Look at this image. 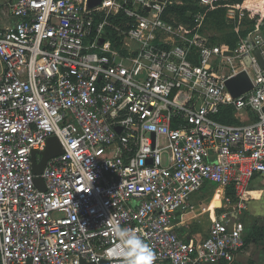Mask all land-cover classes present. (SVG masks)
Wrapping results in <instances>:
<instances>
[{
    "label": "built area",
    "instance_id": "obj_1",
    "mask_svg": "<svg viewBox=\"0 0 264 264\" xmlns=\"http://www.w3.org/2000/svg\"><path fill=\"white\" fill-rule=\"evenodd\" d=\"M98 1L106 17L83 0H0L1 264H119L117 228L148 243L154 264L233 263L245 195L264 175V26L233 50L200 34L169 45L157 33L171 32L175 0ZM192 1L202 24L227 0ZM107 28L135 48L111 52ZM242 72L253 89L234 98L227 83ZM225 107L240 124L216 119ZM52 137L63 154L36 175L33 153L39 163ZM208 184L238 201L226 196L193 242L178 229Z\"/></svg>",
    "mask_w": 264,
    "mask_h": 264
},
{
    "label": "rangeland",
    "instance_id": "obj_2",
    "mask_svg": "<svg viewBox=\"0 0 264 264\" xmlns=\"http://www.w3.org/2000/svg\"><path fill=\"white\" fill-rule=\"evenodd\" d=\"M83 1L88 10L96 11L98 9L97 11H99L98 13L101 18L106 17L107 13L109 12V8L103 7L104 2H100L98 0H83ZM244 1L254 2L256 0H244ZM174 2L175 3L173 6L175 5L184 6L188 4L187 2H183L181 0H175ZM173 6H169L168 10L164 14V21L169 27L172 28V30L168 34L164 32L157 33V39L159 41H163L171 45L174 43H179L183 36L186 38H191L196 34H200L205 37H208L209 39H211L212 42L219 45L220 47L227 48L225 46V42H223L224 39L223 33L218 32L217 30H210L208 28H205L204 26L205 16L202 24L196 23L195 20L192 18L194 24L197 25V28L195 29L194 24H191L188 21H186V19L183 16H180L176 13H172L169 11V9ZM230 6H231L230 10L227 12L225 17L226 24L229 27L227 33L234 32L238 36H241V32H245L255 27L254 23L256 22V18H257L256 12H250V10L246 9L245 6H241L236 2H232ZM109 18L110 19L116 18L114 16V12L110 14ZM3 19L5 24L7 25L12 24L11 19L7 18L6 16H4ZM113 35L114 34L112 32L108 34V38L111 41V46L109 48L111 52L125 55L128 53V51L133 50L135 48L134 46H130V45L128 46L125 43L122 44L115 43L114 39L112 38ZM214 38H216L217 41H213ZM256 196H257L256 194H253V197ZM194 197H197L204 202V209L198 212V214L200 215L202 214L204 216H202V218H198L194 220L191 226L192 227L191 229H193L194 231L193 232L194 236L198 237L200 233L206 232L210 228L215 218L214 216L219 212L220 209H222L223 205L225 204L226 192L223 188L219 187L216 184H208L199 193L195 194ZM245 217H246V213L243 212L240 218L242 221H244Z\"/></svg>",
    "mask_w": 264,
    "mask_h": 264
},
{
    "label": "crops",
    "instance_id": "obj_3",
    "mask_svg": "<svg viewBox=\"0 0 264 264\" xmlns=\"http://www.w3.org/2000/svg\"><path fill=\"white\" fill-rule=\"evenodd\" d=\"M248 120H250V117H247L246 121L248 122ZM249 189L247 194L252 193L257 196L253 197V195H250L246 197L247 194L245 195L247 207L243 212L246 213V217L242 222L246 229L244 233L245 241L247 239L248 242L247 244L245 243V247L237 254L235 261L231 264H264V175L254 177L250 183ZM194 195L192 197V202L197 206L198 210L195 214L185 216L178 230L187 240L200 242L207 237L209 229L206 232L200 233L198 237H195L193 234L194 231L191 229L192 222L204 216L198 214V212L204 209V202L194 197ZM224 207H226L225 204L217 214H220ZM217 214L214 216L215 218ZM257 229H261V231H256ZM220 264L229 263L223 262Z\"/></svg>",
    "mask_w": 264,
    "mask_h": 264
},
{
    "label": "trees",
    "instance_id": "obj_4",
    "mask_svg": "<svg viewBox=\"0 0 264 264\" xmlns=\"http://www.w3.org/2000/svg\"><path fill=\"white\" fill-rule=\"evenodd\" d=\"M183 2H187L188 4L184 6H173L169 9L170 12L176 13L180 16H183L186 21H188L191 24H194V21L192 18L188 16L189 13H195L198 11V6L195 4L192 0H181ZM232 2H236L237 4L241 6H245L246 9L250 10V12H256L257 18L256 22L254 23V28L249 29L245 32H241V36H238L236 33H227V30L229 27L226 24V14L230 10V5ZM205 21L204 26L205 28H208L210 30H217L218 32L223 33V42H225V46L227 49H235L237 47L238 42L248 37L249 35L253 34L257 29L262 28L264 25V0H256L254 2H245L244 0H227L225 2H221L211 8H208L204 11ZM111 22L119 27L121 22V16L112 18ZM194 28H197V25L194 24ZM107 32L113 33L114 35L112 38L114 39L115 43L122 44L124 41V36L119 35L115 29L107 28ZM213 41H217L216 38L213 39ZM214 43V42H213ZM216 119L219 122H222L224 124H235L238 125L241 122L236 119L234 116V109L225 107L222 109V111L217 115ZM226 196L232 197L233 202H237L238 199L235 196V193L232 188L226 190ZM256 231H261V229H257ZM248 240L246 239L245 243L247 244Z\"/></svg>",
    "mask_w": 264,
    "mask_h": 264
},
{
    "label": "water",
    "instance_id": "obj_5",
    "mask_svg": "<svg viewBox=\"0 0 264 264\" xmlns=\"http://www.w3.org/2000/svg\"><path fill=\"white\" fill-rule=\"evenodd\" d=\"M188 16L191 18V13H189ZM225 54L228 56L233 55V53L230 51H227ZM256 55L259 58L261 64L264 66V60L261 54L257 52ZM227 84H228L229 91L231 92L234 98H237L253 89L252 82L250 78L248 77L247 73L245 72H242L238 74L237 76L233 77L232 79L228 81ZM153 137L155 138L154 135ZM36 154H37L36 152L33 153V158H32L33 169L36 175H40L43 172L49 160L63 154V148L61 144L59 143L58 139L56 137H52L47 142L46 150L41 153L42 160L39 163H37ZM36 183L40 189L44 190L45 187L41 179H38ZM0 264H1V261H0ZM84 264H87V263H84ZM102 264H108V263L104 262Z\"/></svg>",
    "mask_w": 264,
    "mask_h": 264
},
{
    "label": "clouds",
    "instance_id": "obj_6",
    "mask_svg": "<svg viewBox=\"0 0 264 264\" xmlns=\"http://www.w3.org/2000/svg\"><path fill=\"white\" fill-rule=\"evenodd\" d=\"M116 236L122 249L119 264H154L156 259L153 248L140 238L135 231L128 228H117Z\"/></svg>",
    "mask_w": 264,
    "mask_h": 264
},
{
    "label": "bare ground",
    "instance_id": "obj_7",
    "mask_svg": "<svg viewBox=\"0 0 264 264\" xmlns=\"http://www.w3.org/2000/svg\"><path fill=\"white\" fill-rule=\"evenodd\" d=\"M250 195H253L252 193H250V194H247V196L246 197H249Z\"/></svg>",
    "mask_w": 264,
    "mask_h": 264
}]
</instances>
